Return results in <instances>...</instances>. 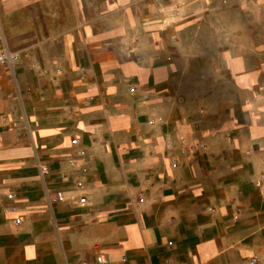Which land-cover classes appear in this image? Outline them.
<instances>
[{"label": "crops", "instance_id": "1", "mask_svg": "<svg viewBox=\"0 0 264 264\" xmlns=\"http://www.w3.org/2000/svg\"><path fill=\"white\" fill-rule=\"evenodd\" d=\"M135 4L0 0V264H264V6L257 45L246 17L217 55L235 97L206 113L158 99L190 50L179 31L156 57Z\"/></svg>", "mask_w": 264, "mask_h": 264}, {"label": "rangeland", "instance_id": "2", "mask_svg": "<svg viewBox=\"0 0 264 264\" xmlns=\"http://www.w3.org/2000/svg\"><path fill=\"white\" fill-rule=\"evenodd\" d=\"M133 1L138 16L152 27L148 33L153 38L156 57L162 56L165 62L169 37H176L179 31L186 35L185 46L190 50L191 58L179 63L176 47L167 46L171 56L168 62L176 66L179 63L180 71L173 76V85L159 89L158 99L180 98L186 102L187 110L200 106L207 113V104L218 105L219 101L235 97L230 77L221 67L217 55L240 43L241 21L246 17L249 18L250 43L257 45L259 5L264 6V0ZM184 4L190 9L187 7L188 10L183 11ZM165 20L171 24L166 39Z\"/></svg>", "mask_w": 264, "mask_h": 264}, {"label": "built area", "instance_id": "3", "mask_svg": "<svg viewBox=\"0 0 264 264\" xmlns=\"http://www.w3.org/2000/svg\"><path fill=\"white\" fill-rule=\"evenodd\" d=\"M15 60H16V55L14 54H10L9 52H2L0 54V65H8L12 67ZM70 148L74 150V155L69 157L67 160L69 167L72 170H76L80 175H85L88 171L87 165L85 163H82L81 161L85 162L84 160L86 158V153L83 149L79 147V142L76 138L70 140ZM172 167L175 168L176 164H173ZM40 171L42 172V174L47 173L46 167H41ZM82 186H83L82 182L79 180V178H77L74 181V188L80 189L82 188ZM7 198L11 199L12 196L9 195L7 196ZM84 202H85L84 198L79 199V203L83 204ZM139 202L142 203L143 199L142 198L139 199ZM19 223H20L19 219L14 220L15 225H18ZM168 246H171V243H168ZM121 263H126L125 257L121 259ZM256 263H257L256 258H252L251 264H256ZM95 264H108V261L105 259L104 256H97L95 258Z\"/></svg>", "mask_w": 264, "mask_h": 264}]
</instances>
